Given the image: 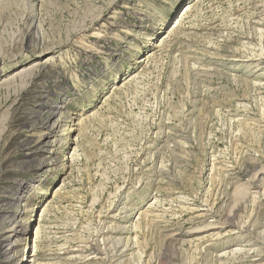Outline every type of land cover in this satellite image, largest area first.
Returning a JSON list of instances; mask_svg holds the SVG:
<instances>
[{"label":"rangeland","instance_id":"374dc122","mask_svg":"<svg viewBox=\"0 0 264 264\" xmlns=\"http://www.w3.org/2000/svg\"><path fill=\"white\" fill-rule=\"evenodd\" d=\"M0 237L264 264V0H0Z\"/></svg>","mask_w":264,"mask_h":264},{"label":"bare ground","instance_id":"6f19581e","mask_svg":"<svg viewBox=\"0 0 264 264\" xmlns=\"http://www.w3.org/2000/svg\"><path fill=\"white\" fill-rule=\"evenodd\" d=\"M149 56V55H148ZM5 57V56H4ZM149 58V57H148ZM38 68H40V67H38ZM43 68V67H42ZM40 70H42V69H40ZM31 72V71H30ZM39 72V71H38ZM28 74H29V72H28ZM34 74V73H33ZM36 74V73H35ZM38 74V73H37ZM32 75V74H31ZM29 76V75H28ZM27 76V77H28ZM33 76V75H32ZM236 201V200H235ZM19 231H21L20 229H19ZM1 238V237H0ZM5 240H3V238L0 240V259H1V256H4V254L9 250V246H6L5 244ZM11 251V250H10ZM8 261V260H7Z\"/></svg>","mask_w":264,"mask_h":264}]
</instances>
